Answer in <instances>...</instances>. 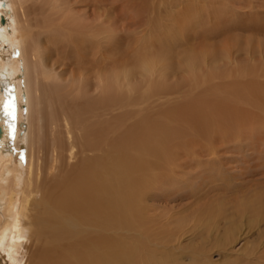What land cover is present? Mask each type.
Segmentation results:
<instances>
[{
    "label": "bare ground",
    "instance_id": "bare-ground-1",
    "mask_svg": "<svg viewBox=\"0 0 264 264\" xmlns=\"http://www.w3.org/2000/svg\"><path fill=\"white\" fill-rule=\"evenodd\" d=\"M232 1L209 0L206 15L177 11L165 21H140L130 35L138 45L133 55H118L111 0H90L91 20L73 0H0L2 257L12 264H113V239L138 238L160 220L161 209L149 201L162 197L173 174L194 168L187 157L217 156L262 122L264 40L236 31H264V16L244 22L225 8ZM217 32L223 38L210 44ZM63 41L65 53L78 52L86 66L67 83L84 101L75 116L63 106L68 85L50 57ZM177 42L187 49L182 60L173 56ZM244 51L247 61L237 56ZM247 213L252 231L264 221V204ZM121 253L119 261L132 259Z\"/></svg>",
    "mask_w": 264,
    "mask_h": 264
},
{
    "label": "rangeland",
    "instance_id": "rangeland-1",
    "mask_svg": "<svg viewBox=\"0 0 264 264\" xmlns=\"http://www.w3.org/2000/svg\"><path fill=\"white\" fill-rule=\"evenodd\" d=\"M73 1L76 4V12L86 14L85 18L90 16L89 20H91L94 7L90 0ZM111 2L113 3V46L118 48L117 50L121 49V53L115 49L113 52L118 55L129 52L133 55L138 45L133 39L132 30L133 25L138 22L149 20L155 23L158 19L165 21L169 15L177 11L179 13L183 11L189 15L204 12L201 14L206 15L209 9L207 5H210L209 0H111ZM231 3L232 6L227 4L225 8L233 9L235 13L233 15L244 22H249L250 17L262 18L264 16V0H233ZM153 27L148 24L144 31L151 32ZM236 32L240 33L243 39L252 36L253 42L258 39L264 40V31ZM131 34L133 36H130ZM223 35L217 32L209 43L220 40ZM45 36L40 37L41 42H44ZM164 36L170 37L169 33ZM170 40L167 38L165 42L170 44ZM67 41L70 43L69 40ZM67 46L68 44H64L63 41L58 49L57 47L52 48L53 52L50 55L51 62L55 61L59 77L66 80L65 84L81 74L83 68H86L83 59L76 56L78 52L71 51L68 55L65 53ZM174 47L178 52L177 55H172L177 60H182L187 49H184L178 42L174 44ZM237 56L239 60H249V55L245 51L238 53ZM262 60L258 58L259 63H262ZM131 68L133 67L127 69ZM113 72L122 71L113 69ZM181 77L182 74L175 77L173 84L182 81ZM67 85L61 89L65 102L63 106L69 105L72 115L75 116L76 110L79 109L78 103L84 101L79 99L78 92L69 93L70 84ZM261 118L262 122L240 131L242 134L239 135H243L244 141L239 143L233 141L227 144L225 151L219 152L217 156L208 157L204 154L201 157H187L185 160L191 162L194 168L187 172L173 174L170 180L165 181L167 184H164L165 193L162 197L152 198L149 201L161 209L160 220L146 225L147 233L144 232L138 238L113 239V264H173V262L174 264H259V261L256 263L255 256L260 248V251L264 249V221L256 222L255 228L250 231V223L247 220L252 218V214L247 212L249 208L256 210L264 204V115H261ZM118 137L114 135L113 139ZM12 141L13 139H9L7 146L11 147L14 143ZM21 151V155L26 159L27 142H24ZM49 152L47 156L50 160ZM216 168L222 171H216ZM171 182L170 187L168 184ZM150 212L154 214L157 211L152 209ZM226 231L229 233L227 234ZM22 240L25 244L26 240L24 238ZM121 252L124 254L122 256L124 259L129 254L132 255V259L119 261L116 255ZM2 255L4 254L0 250V264H12L8 257H2Z\"/></svg>",
    "mask_w": 264,
    "mask_h": 264
}]
</instances>
